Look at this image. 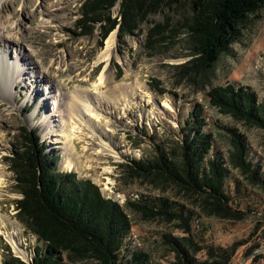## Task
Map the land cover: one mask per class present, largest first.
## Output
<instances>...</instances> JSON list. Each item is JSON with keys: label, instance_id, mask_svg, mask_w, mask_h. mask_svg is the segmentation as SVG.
<instances>
[{"label": "rangeland", "instance_id": "1", "mask_svg": "<svg viewBox=\"0 0 264 264\" xmlns=\"http://www.w3.org/2000/svg\"><path fill=\"white\" fill-rule=\"evenodd\" d=\"M86 2L0 0V45L5 46L10 61L24 55L19 64L23 71L14 85L10 76L15 74L0 70V264L5 248L29 262L38 244L19 217L17 202L22 195L7 159L12 150L25 151L21 126L37 132L44 151L58 158L59 170L91 180L106 197L123 205L132 223L130 248L147 252L151 264H191L178 258L181 246L192 264H264V127L223 111L209 95L216 86H245L264 106V11L212 70H200L190 65L196 56L184 31L170 39L160 36L153 49L147 48L151 27L166 14L170 25L180 18L175 4L163 6L160 13L150 15L127 34L119 26L110 31L107 21L85 34L78 22ZM120 7L121 2L111 9L112 19ZM113 33L111 56L101 60ZM102 76L108 81L95 94L92 86ZM76 88L90 90L94 100H102L100 109L109 117L111 130L101 136L112 153L91 161L81 152L85 142L76 140L83 165L69 169L62 164L65 139L60 123L67 119L68 102ZM110 91L115 102L107 104L102 98ZM196 107L207 122L205 131L213 137L209 156L229 160L233 149L230 130H234L245 140L248 160L259 174L251 178L228 163L226 192L231 201L224 209L207 204L212 215L203 210L201 196L135 163L153 161L161 150L177 149L187 134L185 121ZM45 114L52 115L53 123L40 122ZM52 125L56 128L51 132ZM97 143L89 141L92 149ZM143 196L166 197L184 206L192 232L177 218H148L128 205ZM15 231L26 257L8 240L7 234Z\"/></svg>", "mask_w": 264, "mask_h": 264}, {"label": "trees", "instance_id": "2", "mask_svg": "<svg viewBox=\"0 0 264 264\" xmlns=\"http://www.w3.org/2000/svg\"><path fill=\"white\" fill-rule=\"evenodd\" d=\"M119 2V14L112 19L110 11ZM174 4L180 9V18L170 25L166 14L164 20L151 27L147 48L153 49V42L157 43L160 36L170 39L184 31L192 55L196 56L190 65L200 70H212L264 11V0H87L78 25L90 34L107 21L111 23L110 31L119 26L121 33L127 34L150 15L160 13L163 6ZM209 95L223 111L264 127V106L248 87L216 86ZM199 107L186 119L187 134L177 149L170 153L161 150L153 161L135 163L141 170L153 169L165 180L201 196L206 207L203 210L212 215L207 210L209 204L224 209L231 201L226 192L228 163L251 178H259V174L248 160L245 140L234 130H230L233 149L229 160L209 156L213 137L205 131L207 122ZM20 130L25 151L12 150L7 159L22 195L17 202L19 217L38 244L29 262L5 248L2 264H151L147 252L130 248L132 223L123 205L104 196L100 186L91 180L79 178L76 172L59 170L58 158L44 151L37 132L27 127ZM128 205L148 218H177L192 232L186 209L177 201L143 196ZM178 256L192 264L182 246Z\"/></svg>", "mask_w": 264, "mask_h": 264}, {"label": "bare ground", "instance_id": "3", "mask_svg": "<svg viewBox=\"0 0 264 264\" xmlns=\"http://www.w3.org/2000/svg\"><path fill=\"white\" fill-rule=\"evenodd\" d=\"M107 44L108 45L106 50L100 55L99 59L101 60H108L111 56L112 48L115 45V33L110 36ZM4 47L0 45V70H3V72H6V74H15H11L10 76V83L14 85L17 81H19L22 74L23 68H21L19 64L21 57H23L24 55L23 53H21L23 56L21 55L20 57V55H17L14 61H10ZM28 69L31 70V67ZM107 81V78H104L102 76L100 78V83H94L91 90L96 94L97 90L105 85ZM89 92L90 90L79 88H76L75 91L73 90V94L71 93L72 99L68 102L69 107L67 119L63 120L64 123H60V125H62L63 127V129H61L63 131V139H65V144L63 145L62 150V164H64V166L69 169H82V153H84V156H86V158L90 159L91 161L93 159L103 160L102 157H104V155L112 153L111 147L103 141L101 136L102 132L111 130L109 117L105 115L106 113L102 112V110L100 109L102 100H94L95 98L92 97ZM113 93H107V96L105 95L102 98L103 101H106L107 104L115 102ZM97 98H99V96ZM53 121L54 120H52V115L45 114L40 122L45 125L47 123L51 124L53 123ZM49 128V131H54L56 125H52ZM93 139L98 141V146L95 147V149H92L89 144V141ZM76 140L85 142L81 150L82 153L77 148V144L75 142ZM90 150H93V152H90ZM105 170L110 171V168L106 167ZM1 185L2 182L0 178V188L2 187ZM7 236L15 251L19 253V255L26 257L27 251L21 249L19 246L18 232H9Z\"/></svg>", "mask_w": 264, "mask_h": 264}, {"label": "water", "instance_id": "4", "mask_svg": "<svg viewBox=\"0 0 264 264\" xmlns=\"http://www.w3.org/2000/svg\"><path fill=\"white\" fill-rule=\"evenodd\" d=\"M21 127H27V128H28V126H21ZM21 127H20V128H21ZM28 130H30V129L28 128ZM102 192H103V191H102ZM103 194H104V192H103ZM104 196H106V195L104 194Z\"/></svg>", "mask_w": 264, "mask_h": 264}]
</instances>
